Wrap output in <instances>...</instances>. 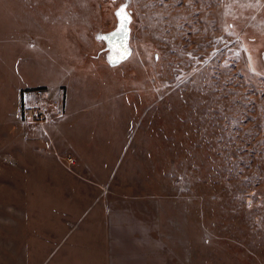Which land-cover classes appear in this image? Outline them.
<instances>
[{
    "label": "rangeland",
    "instance_id": "1",
    "mask_svg": "<svg viewBox=\"0 0 264 264\" xmlns=\"http://www.w3.org/2000/svg\"><path fill=\"white\" fill-rule=\"evenodd\" d=\"M55 3L92 63L66 83L89 162H0V264H264V0ZM121 175L140 225L72 245Z\"/></svg>",
    "mask_w": 264,
    "mask_h": 264
},
{
    "label": "crops",
    "instance_id": "2",
    "mask_svg": "<svg viewBox=\"0 0 264 264\" xmlns=\"http://www.w3.org/2000/svg\"><path fill=\"white\" fill-rule=\"evenodd\" d=\"M55 2L0 0V162H65L66 157H72L73 164L89 162L81 144L84 134L80 138L68 130L77 113L67 98L65 115L43 127L26 126L19 116L22 88L46 86L56 93L62 87L66 97L69 76L92 64L72 58L77 47L70 48L66 41L67 27H62L66 22ZM85 168L86 181L81 183L105 184L106 180L102 183L94 175V169ZM113 187L108 192L91 188L85 193L89 196L87 209L94 206L97 211L87 228L89 232L72 245L109 247L112 230L140 225L147 212L137 205L140 202L126 175H121ZM85 213L84 209L79 219L70 223L69 231L79 229L78 222ZM113 225L117 227L113 229Z\"/></svg>",
    "mask_w": 264,
    "mask_h": 264
},
{
    "label": "built area",
    "instance_id": "3",
    "mask_svg": "<svg viewBox=\"0 0 264 264\" xmlns=\"http://www.w3.org/2000/svg\"><path fill=\"white\" fill-rule=\"evenodd\" d=\"M19 116L30 127H43L51 120L62 118L66 113L65 90L60 87L52 93L46 86H32L20 91ZM65 162H73L66 157Z\"/></svg>",
    "mask_w": 264,
    "mask_h": 264
},
{
    "label": "snow or ice",
    "instance_id": "4",
    "mask_svg": "<svg viewBox=\"0 0 264 264\" xmlns=\"http://www.w3.org/2000/svg\"><path fill=\"white\" fill-rule=\"evenodd\" d=\"M124 12H125L124 7H121V8L118 10L117 15L121 17V30L126 31V29L123 28V25L127 22L128 17H127V15L121 16V13H124ZM97 38H98V39H101L102 37H97ZM106 38H107V37H103V39H106ZM124 52H127V49H126V48L124 49ZM121 58L123 59V58H126V57H123V56H122ZM109 62L115 64V63H117L118 61H117V60H114L112 56H109Z\"/></svg>",
    "mask_w": 264,
    "mask_h": 264
}]
</instances>
